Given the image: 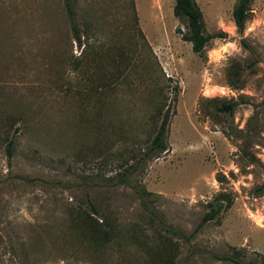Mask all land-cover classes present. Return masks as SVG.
Returning <instances> with one entry per match:
<instances>
[{
	"label": "rangeland",
	"instance_id": "374dc122",
	"mask_svg": "<svg viewBox=\"0 0 264 264\" xmlns=\"http://www.w3.org/2000/svg\"><path fill=\"white\" fill-rule=\"evenodd\" d=\"M195 1L0 0V264H264V0Z\"/></svg>",
	"mask_w": 264,
	"mask_h": 264
},
{
	"label": "trees",
	"instance_id": "16d2710c",
	"mask_svg": "<svg viewBox=\"0 0 264 264\" xmlns=\"http://www.w3.org/2000/svg\"><path fill=\"white\" fill-rule=\"evenodd\" d=\"M252 0H238L237 5L234 8L233 11V21L236 26L238 34H242L245 30V24L249 17V9L251 5ZM65 9L67 12V16L69 18V21L72 25V34L78 43H81L80 39V32L77 29L75 25V7L73 0H64ZM174 15L176 18L180 20H184L186 22V28L187 33L182 36V39L184 42H188L192 44V50L194 53L200 54L204 51L205 47L208 45V43L215 38V36L212 35H205L204 34V20L202 13L196 3L195 0H175V6H174ZM245 43V42H244ZM252 64L247 65V68H251ZM233 106L232 105H224L223 109L231 112ZM170 119V113L167 110L163 116L162 122L159 126V129L154 136V138L151 141L150 147L148 148L146 155L151 157L153 155H159L164 153L166 149V143L165 138L168 130V123ZM14 145V140H11L7 147V154L8 157L11 158L12 156V147ZM122 182L124 184L127 183V179H123ZM143 194L150 195V193H147L145 190L142 191ZM138 192V195L140 198L143 197V194ZM89 206L93 212H96L95 207L88 201ZM222 206L219 208H214L206 214L201 222L199 223L197 229L194 231L193 235L191 236H185L178 230L173 229L170 226H167L161 219L158 218V216L150 212V220L155 221L158 224V227L163 230L166 234L171 235L172 237L179 238L185 242H189L192 236L196 234V232L201 229L205 224H207L210 221H213L217 218L218 214L221 211ZM228 259L233 260L234 264H243L240 260L234 259L233 257H228Z\"/></svg>",
	"mask_w": 264,
	"mask_h": 264
}]
</instances>
